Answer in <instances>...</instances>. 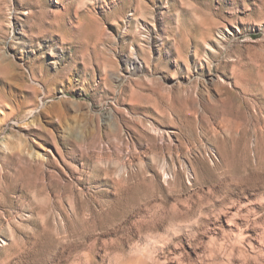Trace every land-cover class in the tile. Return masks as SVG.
<instances>
[{"label":"rangeland","instance_id":"rangeland-1","mask_svg":"<svg viewBox=\"0 0 264 264\" xmlns=\"http://www.w3.org/2000/svg\"><path fill=\"white\" fill-rule=\"evenodd\" d=\"M0 264H264V0H0Z\"/></svg>","mask_w":264,"mask_h":264}]
</instances>
